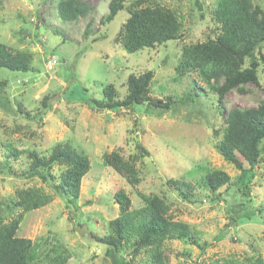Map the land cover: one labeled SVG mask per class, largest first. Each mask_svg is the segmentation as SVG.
<instances>
[{
	"label": "rangeland",
	"instance_id": "rangeland-1",
	"mask_svg": "<svg viewBox=\"0 0 264 264\" xmlns=\"http://www.w3.org/2000/svg\"><path fill=\"white\" fill-rule=\"evenodd\" d=\"M56 1L3 0L0 8V42L31 55L27 72L0 68V162L8 160L10 165V171L0 170V204L10 202L15 189L21 187H42L50 192L47 182L23 176L29 163L27 150L48 156L54 144H66L87 154L90 169L81 179L74 203L54 195L48 204L24 214L18 236L46 241L43 248L61 243L71 254L67 264H111L99 239L106 234L108 220L118 213L113 194L123 189L132 208L140 205V192L164 196L174 219L191 226L197 244L167 240L163 245L166 264L241 261L254 251L264 258V161L248 174L247 197L242 194L240 171L216 148L224 113L231 108L256 107L264 99V67L259 71V84L249 82L243 85L245 92H227L220 111L217 95L196 72L178 77L174 69L183 43L215 36L216 0H157L176 10L184 36L133 53L113 41L126 11L119 10L111 21L100 24L110 0H83L93 8L75 21L58 16ZM252 2L264 10V0ZM262 46L264 50V41ZM50 57L56 60L51 67L47 63ZM147 70L153 72L151 96L164 99L171 95L177 101L170 110L152 111L146 103L129 110L89 106L90 99L101 96L105 83H113L118 97L124 98L128 74ZM194 81L196 100L184 103V94ZM44 96H48L46 108ZM137 142L149 154L135 160L140 180L131 185L102 164V155L112 150L123 157L138 154ZM11 143L27 150L12 156L7 147ZM62 168L56 164L51 172L57 175ZM213 168L224 170L231 179L218 196L199 189L192 203L166 184L169 178L178 177L195 185ZM250 210L254 215L243 218ZM236 213L241 218L238 223L231 219ZM3 214L8 215L6 210ZM84 225L90 236L76 230ZM128 253H121L124 259ZM141 258L137 256L132 264H141Z\"/></svg>",
	"mask_w": 264,
	"mask_h": 264
},
{
	"label": "trees",
	"instance_id": "trees-1",
	"mask_svg": "<svg viewBox=\"0 0 264 264\" xmlns=\"http://www.w3.org/2000/svg\"><path fill=\"white\" fill-rule=\"evenodd\" d=\"M2 2L0 0V8ZM92 8L89 2L83 0L56 1L58 16L64 21L85 17ZM119 10L126 11L128 15L113 41L128 53L142 48H154L184 36L183 24L176 10L157 0H110L108 11L100 19V24L111 21ZM213 22L215 36L203 41L183 43L174 69L178 77L196 72L217 95V110L220 111L227 92H245L244 84H259V71L264 67V10L252 0H216ZM30 64L29 53L10 49L0 42V68L27 72ZM152 78L151 70L128 74L124 82V98L118 97L113 83H105L101 96L90 99L88 104L97 110H129L134 105L144 103L152 111L170 110L177 101L171 95L164 99L152 97ZM196 88L194 81L192 89L184 94V103L196 100L193 94ZM47 100L48 96H44L43 108L47 107ZM223 123L216 148L225 161L240 171L238 178L243 181L242 194L248 197L251 177L248 174L264 161V99L256 107L229 109L223 115ZM136 146L138 154L128 157H123L117 150L102 155V164L131 185L140 180L135 160L149 154L139 142ZM7 147L12 156L27 150L18 149L13 143ZM27 157L28 168L23 176L38 177L47 182L50 192L42 187H21L15 189L10 202L0 204V264H67L71 254L61 243H52L43 248L41 246L46 241L34 242L30 238L18 236L17 230L25 213L48 204L54 195L74 203L79 196L81 179L90 169V160L83 150L59 143L52 146L48 156L31 149L27 150ZM242 160L247 162L248 167H244ZM56 164L63 167L57 175L51 172ZM4 168L10 171L8 160L0 162V170ZM230 183V175L220 168L206 171L195 185L178 177L166 181L178 197L192 203L196 201V190L217 193L222 186ZM138 196L140 205L132 208L130 197L123 189L113 194L118 204V213L115 218L108 220L106 234L99 239L111 264H132L137 256L142 257L141 264H166L163 245L167 240L177 239L197 244L191 226L185 221L174 219L170 204L164 196L142 192ZM5 210L7 217L3 214ZM251 215L254 212L250 210L248 214H243V218L250 219ZM238 216L237 213L232 216L234 223L241 219ZM91 235L94 238V232ZM125 250L129 251L128 259H124L121 254ZM213 264H264V258L258 251H254L241 261L226 259Z\"/></svg>",
	"mask_w": 264,
	"mask_h": 264
},
{
	"label": "water",
	"instance_id": "water-1",
	"mask_svg": "<svg viewBox=\"0 0 264 264\" xmlns=\"http://www.w3.org/2000/svg\"><path fill=\"white\" fill-rule=\"evenodd\" d=\"M76 230L78 231V233H79L80 235H84V234H86V235L90 236V233H89V231L87 230V228H86L85 225H84V226H80V227H76Z\"/></svg>",
	"mask_w": 264,
	"mask_h": 264
},
{
	"label": "built area",
	"instance_id": "built-area-1",
	"mask_svg": "<svg viewBox=\"0 0 264 264\" xmlns=\"http://www.w3.org/2000/svg\"><path fill=\"white\" fill-rule=\"evenodd\" d=\"M56 62L55 58L54 57H50L48 60H47V63L50 64V67Z\"/></svg>",
	"mask_w": 264,
	"mask_h": 264
}]
</instances>
